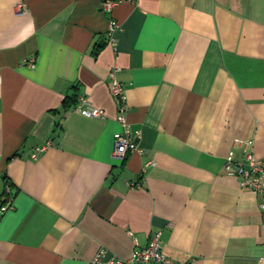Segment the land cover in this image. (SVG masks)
Masks as SVG:
<instances>
[{
	"label": "crops",
	"instance_id": "0c3cea01",
	"mask_svg": "<svg viewBox=\"0 0 264 264\" xmlns=\"http://www.w3.org/2000/svg\"><path fill=\"white\" fill-rule=\"evenodd\" d=\"M101 2L0 0V264L128 258L154 231L174 260L260 264L258 198L224 165L235 140L264 164V0ZM115 65L143 150L123 160ZM73 93L106 117L65 109Z\"/></svg>",
	"mask_w": 264,
	"mask_h": 264
},
{
	"label": "built area",
	"instance_id": "2783aa9c",
	"mask_svg": "<svg viewBox=\"0 0 264 264\" xmlns=\"http://www.w3.org/2000/svg\"><path fill=\"white\" fill-rule=\"evenodd\" d=\"M135 2L136 0H102L100 10L104 14L110 15L113 8L120 2ZM24 5H20V9H24ZM120 28V25L114 20H109L108 29L106 31L107 42L115 48L116 40L114 32ZM119 66H113L109 71L110 91L116 104V120L120 125V130L113 135V151L112 155L116 159L123 160L130 152L142 153L136 141V134L131 130V126L127 120V112L129 109L127 95L123 84L117 79ZM73 109L80 111L82 114L93 118H105L106 113L103 109L95 107L86 97H79ZM237 144L243 145L245 152L240 160L227 159L224 165L228 175L239 179V185L243 189L250 190L258 198V210L262 219V228L264 230V164L258 159L252 151V141L235 140ZM51 142L37 146L31 157L36 159L37 156L44 152ZM147 164L154 165V162ZM130 185H133L130 183ZM13 205V197L8 194L0 195V214L11 209ZM88 264H191L190 261H178L167 256L163 251L161 240V231L151 233L148 243L145 246L136 247L128 258H120L114 254H110L104 247L100 248ZM260 264H264V258L260 260Z\"/></svg>",
	"mask_w": 264,
	"mask_h": 264
},
{
	"label": "trees",
	"instance_id": "16d2710c",
	"mask_svg": "<svg viewBox=\"0 0 264 264\" xmlns=\"http://www.w3.org/2000/svg\"><path fill=\"white\" fill-rule=\"evenodd\" d=\"M100 50V46H96L94 49V54H96L98 51ZM77 95L75 93H73L70 96H67L64 100V108L69 110V109H73V107L76 105L77 103Z\"/></svg>",
	"mask_w": 264,
	"mask_h": 264
}]
</instances>
